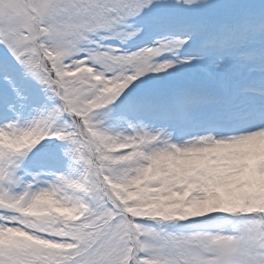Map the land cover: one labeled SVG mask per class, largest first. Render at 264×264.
Returning a JSON list of instances; mask_svg holds the SVG:
<instances>
[{"label": "snow or ice", "instance_id": "6c2138e0", "mask_svg": "<svg viewBox=\"0 0 264 264\" xmlns=\"http://www.w3.org/2000/svg\"><path fill=\"white\" fill-rule=\"evenodd\" d=\"M0 264H264V0H0Z\"/></svg>", "mask_w": 264, "mask_h": 264}]
</instances>
